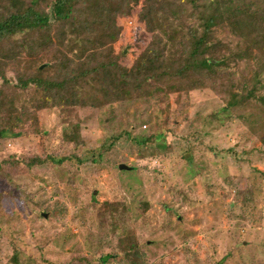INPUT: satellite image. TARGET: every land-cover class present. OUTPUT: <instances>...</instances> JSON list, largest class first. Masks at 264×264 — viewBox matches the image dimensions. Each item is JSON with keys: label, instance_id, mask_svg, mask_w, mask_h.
<instances>
[{"label": "rangeland", "instance_id": "rangeland-1", "mask_svg": "<svg viewBox=\"0 0 264 264\" xmlns=\"http://www.w3.org/2000/svg\"><path fill=\"white\" fill-rule=\"evenodd\" d=\"M129 1L108 0L106 21L82 28L87 40L71 50L73 32L63 46L38 48L31 39L5 63L11 81L2 91L22 121L21 132L0 137V161L18 160L0 169V264H15L13 256L17 264H129L123 252L136 247L144 264H264V8L229 22L233 31L216 28L231 51L246 44L251 54L228 62L206 87L168 78L92 106L51 98L41 105L40 90L14 85L35 66L47 68V77L64 76L59 53L71 68L123 51L119 61L130 69L152 40L168 53L198 14L188 0H171L176 15L159 11L148 30L140 4L130 9ZM230 83L253 85L257 97L224 115ZM147 135L153 137L139 145ZM46 155L68 158L21 162Z\"/></svg>", "mask_w": 264, "mask_h": 264}, {"label": "trees", "instance_id": "trees-1", "mask_svg": "<svg viewBox=\"0 0 264 264\" xmlns=\"http://www.w3.org/2000/svg\"><path fill=\"white\" fill-rule=\"evenodd\" d=\"M107 1L0 0V137L7 132L14 134L21 132L22 121L19 109L2 91V86L8 85L11 81L4 71L6 61L14 62L15 53L21 49L27 50L31 39L38 48L51 47L54 42L63 46V40L68 32L74 33L67 42V50H71L74 45L87 40L81 34L82 28L92 22L106 21L103 14L106 15ZM188 1L194 10H198V14L187 28L186 36L177 44H172L168 53H164L165 47H158L157 41L153 45L152 40L147 53L143 54L130 69L119 61V57L124 55L123 51L92 67L80 62L71 68L67 54L59 53L60 68L64 71V76L47 77L45 76L47 68L35 66L30 73L18 76L14 85L23 91L29 86L40 90L36 103L41 105L47 98H51L54 104L58 105L87 102L92 106L121 100L125 96L131 97L143 92L141 90L145 84L163 82L168 78H180L188 89L206 87L214 76L218 78L226 72L224 68L228 62H237L251 54L250 47L246 44L243 48L231 51L225 43L215 38L216 28L226 26L233 31L229 22L232 23L241 15L261 10L264 8V0H203L202 5L197 0ZM137 3L140 4L139 20L148 30L152 29L154 17L159 11L167 18L168 15L175 16L179 10L171 0H130L128 5L131 9ZM198 6L201 8H197ZM127 76L132 77L131 81ZM232 76L233 74L227 75L226 81L230 82ZM83 85H87V88ZM120 86H123L126 92ZM254 89L253 85L244 89L232 83L226 84L224 91L227 98L220 111L224 115L228 114L231 108L240 107L251 97H257ZM30 117L35 118L33 114ZM67 133L66 131L65 134ZM69 133V139L76 142L75 132ZM152 137L147 135L137 142L139 145H145ZM260 140L264 145V132ZM104 149L102 147L101 152H104ZM67 158L53 155H46L44 158L33 156L21 162L28 166L42 164L45 161L62 164ZM10 162L17 163L18 160L2 159L0 169L2 170V163ZM123 255L129 264H144L139 247L126 249ZM13 260L17 264V257L13 256Z\"/></svg>", "mask_w": 264, "mask_h": 264}, {"label": "water", "instance_id": "water-1", "mask_svg": "<svg viewBox=\"0 0 264 264\" xmlns=\"http://www.w3.org/2000/svg\"><path fill=\"white\" fill-rule=\"evenodd\" d=\"M42 67V66H41ZM118 168L119 169H126V168H128V166L126 165V164H124V163H120V164H118ZM46 215V214H45Z\"/></svg>", "mask_w": 264, "mask_h": 264}]
</instances>
